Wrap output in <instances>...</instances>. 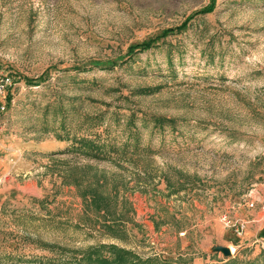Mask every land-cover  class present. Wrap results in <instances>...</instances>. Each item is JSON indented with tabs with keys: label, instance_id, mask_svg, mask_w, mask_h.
Listing matches in <instances>:
<instances>
[{
	"label": "rangeland",
	"instance_id": "rangeland-1",
	"mask_svg": "<svg viewBox=\"0 0 264 264\" xmlns=\"http://www.w3.org/2000/svg\"><path fill=\"white\" fill-rule=\"evenodd\" d=\"M209 3L0 0V264H59L35 259L56 254L38 238L191 258L182 264H220L224 249L245 264L264 249V0H215L186 30L126 54ZM108 60L117 63L94 65ZM47 69L46 80L26 83ZM141 86L160 88L141 95ZM154 113L176 121L160 130ZM130 117L148 156L94 160L65 151L71 139L58 137L86 134L94 124L92 132L107 128L111 140L124 142ZM90 164L128 182L119 191L131 217L124 240L99 223L77 225L86 218L82 198L63 176L91 174ZM145 168L152 183L131 190ZM185 175L196 187L170 194L167 181Z\"/></svg>",
	"mask_w": 264,
	"mask_h": 264
},
{
	"label": "trees",
	"instance_id": "trees-1",
	"mask_svg": "<svg viewBox=\"0 0 264 264\" xmlns=\"http://www.w3.org/2000/svg\"><path fill=\"white\" fill-rule=\"evenodd\" d=\"M215 0H210V3L203 8L198 10L188 16L182 23L176 26L164 28L160 33L146 38L140 42L130 45L126 51L129 57L134 56L136 53L148 50L156 45V43L167 37L178 32H182L189 26L190 20L198 14H204L212 11L214 8ZM116 60H108L104 62H95L94 65L101 69H110L116 65ZM71 69L81 70L80 66H72ZM49 77V70H45L40 74L36 80L30 78H24L26 83H34L46 80ZM14 83V80L11 81ZM160 87L156 86H141L138 88L137 92L141 95L151 94L159 90ZM10 89H8L6 94V104H10L11 101ZM150 120L155 128L162 130L165 125L173 126L176 119L173 117H166L161 114H151ZM101 116L96 117V120H100ZM87 120H92V118H87ZM129 123H126L125 133L126 139L124 142H116L111 140L110 133L107 128H103L102 131L89 130L91 125L87 124L88 133L77 136L73 135L71 138L68 134L64 136L59 135V139H71L70 145L65 151H77L87 158H92L94 160H103L106 162H119L121 159H127L128 157L132 159V156L147 155L143 153V148L139 147L138 144V131L137 128H133L135 123L133 118H128ZM97 123V125H99ZM64 125V123L62 124ZM56 153H52L54 155ZM148 156V155H147ZM92 169L91 174H86L80 171L74 175L64 174L63 181L67 183H73L78 188V194L82 198L83 203V216L86 217L85 220L78 221L77 225L87 226L90 222L99 223L107 235L111 238H117L124 240L127 237V232L125 228V222L131 217L124 216L123 211L128 208L127 199L125 197H120L119 191L124 186L126 189L128 182H125L124 178L120 175L112 174L108 176L104 171L93 169L90 165H84ZM81 170V167H76ZM153 172L148 169H144L143 175L137 173V178L135 182L130 186L133 190L137 187L138 189H145L147 184L152 183ZM166 177L165 174L162 175ZM110 178V179H109ZM195 178L192 176L185 175L183 180L180 182L167 181V186L170 189V194L178 193L182 190L190 187L191 189L196 187L193 183ZM126 186V187H125ZM92 211L95 213V219L90 218L88 212ZM93 223V224H94ZM91 227H94L93 225ZM260 237L264 238V230L259 234ZM36 243L38 246L55 252L50 257L39 256L35 259L42 260V258H47L46 261L50 263L51 261L59 264H182L183 261H190L191 258H184V256L179 255L176 257H162L159 255H140L130 248L123 247L121 245L109 242H99L94 245L87 246L85 248H72L65 245H60L57 243L45 242L42 239H37ZM9 257L16 258L9 253ZM19 260L22 257H17ZM227 260L220 264H243L240 262L239 256L226 257ZM264 259V249H261L259 254L252 259H247L245 264H258L260 259ZM216 264V263H212Z\"/></svg>",
	"mask_w": 264,
	"mask_h": 264
},
{
	"label": "built area",
	"instance_id": "built-area-1",
	"mask_svg": "<svg viewBox=\"0 0 264 264\" xmlns=\"http://www.w3.org/2000/svg\"><path fill=\"white\" fill-rule=\"evenodd\" d=\"M224 218H225V216H224ZM227 223H229L228 221H227ZM235 225H237V227H236V231L238 232V233H240L241 231H240V228L242 229L243 228V223L242 224H240V225H238V224H235Z\"/></svg>",
	"mask_w": 264,
	"mask_h": 264
},
{
	"label": "water",
	"instance_id": "water-1",
	"mask_svg": "<svg viewBox=\"0 0 264 264\" xmlns=\"http://www.w3.org/2000/svg\"><path fill=\"white\" fill-rule=\"evenodd\" d=\"M224 253H225V255H227V256H229L230 254V250H228V249H224Z\"/></svg>",
	"mask_w": 264,
	"mask_h": 264
}]
</instances>
